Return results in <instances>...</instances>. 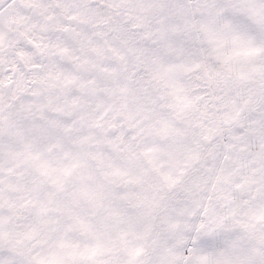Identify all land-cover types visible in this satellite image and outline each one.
<instances>
[{"label": "snow or ice", "instance_id": "snow-or-ice-1", "mask_svg": "<svg viewBox=\"0 0 264 264\" xmlns=\"http://www.w3.org/2000/svg\"><path fill=\"white\" fill-rule=\"evenodd\" d=\"M0 264H264V0H0Z\"/></svg>", "mask_w": 264, "mask_h": 264}]
</instances>
